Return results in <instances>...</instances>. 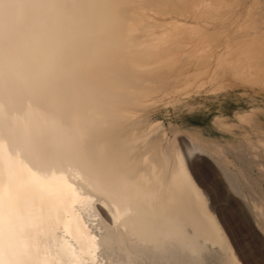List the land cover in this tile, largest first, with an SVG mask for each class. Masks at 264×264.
<instances>
[{
	"label": "bare ground",
	"instance_id": "obj_1",
	"mask_svg": "<svg viewBox=\"0 0 264 264\" xmlns=\"http://www.w3.org/2000/svg\"><path fill=\"white\" fill-rule=\"evenodd\" d=\"M262 119L264 0H0V264H264Z\"/></svg>",
	"mask_w": 264,
	"mask_h": 264
},
{
	"label": "rangeland",
	"instance_id": "obj_2",
	"mask_svg": "<svg viewBox=\"0 0 264 264\" xmlns=\"http://www.w3.org/2000/svg\"><path fill=\"white\" fill-rule=\"evenodd\" d=\"M202 113V114H201ZM189 117L191 118L192 117V119H195L196 121H198V122H204V123H208V121H209V117H206V115L203 113V112H196V113H194V114H189ZM264 121H263V119L261 120V124L260 125H263L264 123H263ZM210 182V181H209ZM218 194H220L219 192H218ZM222 198V197H221ZM222 202V203H221ZM219 204L220 205H223L221 208H222V210H223V214H224V216H225V219H226V217L228 218V219H230V222L228 223V221H226L228 224H229V226L231 225L233 228L232 229H236V230H234V232H235V234H236V237H235V234H233L234 236V238H235V240H239V241H236V243L237 244H241V242L243 243V241L244 240H246V238L248 237L247 236V231L244 229V226L242 225L243 223H241L240 222V220H238V218L236 219V217H234L233 216V214H231L230 213V211L228 210V209H224V208H226L225 206H224V204H223V201L222 200H220L219 201ZM233 217H234V219H233ZM236 219V221H234ZM238 220V221H237ZM233 221V222H232ZM239 222V223H238ZM235 225V226H234ZM241 225V226H240ZM235 227V228H234ZM238 227V228H237ZM240 227H242L241 229H240ZM239 230H242V231H239ZM240 232V233H239ZM246 232V233H245ZM241 235V236H240ZM240 236V237H239ZM247 236V237H246ZM243 238H245V239H243ZM261 238V237H260ZM256 238L255 240H254V242L248 237L247 239H248V241H249V243L250 244H247L248 246L245 248V250H246V257H247V259L249 260V261H251V257L250 256H248L249 255V253L248 252H250V251H252L253 252V254L256 256H263L264 255V250L262 251V248L264 249V238ZM242 239V240H241ZM257 239H259V241H261V242H259ZM251 240V241H250ZM257 243H256V242ZM245 242V241H244ZM252 242V243H251ZM248 243V242H247ZM255 243V244H254ZM261 243V244H260ZM254 246V247H253ZM252 247V248H251ZM257 249H256V248ZM249 248V249H248ZM250 248H251V250H250ZM261 249V250H260ZM261 251H262V253H261ZM257 252H259V253H257ZM262 254V255H261ZM256 256V257H257ZM251 263V262H250Z\"/></svg>",
	"mask_w": 264,
	"mask_h": 264
}]
</instances>
